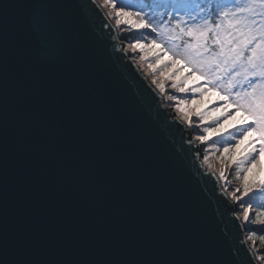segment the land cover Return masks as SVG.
<instances>
[{"label": "water", "instance_id": "1", "mask_svg": "<svg viewBox=\"0 0 264 264\" xmlns=\"http://www.w3.org/2000/svg\"><path fill=\"white\" fill-rule=\"evenodd\" d=\"M42 2L71 3L38 14L74 17L103 59L68 40L57 59L40 61L26 37L6 46L0 34V256L6 201L10 235L22 244L36 231L28 249L36 259L198 260L206 233L197 193L216 230L238 245L245 231L217 176L185 158L175 128L153 123L156 139L140 124L131 103L146 111L139 77H147L97 0Z\"/></svg>", "mask_w": 264, "mask_h": 264}, {"label": "snow or ice", "instance_id": "2", "mask_svg": "<svg viewBox=\"0 0 264 264\" xmlns=\"http://www.w3.org/2000/svg\"><path fill=\"white\" fill-rule=\"evenodd\" d=\"M118 2L122 6H118L116 0H113L107 17L115 18L117 26L122 25L127 29L120 39H132L133 52L138 48L143 54L146 49L156 48L160 35L175 32L177 28L179 33L173 35L172 40L179 39L180 35L194 37L196 40L195 44H185L182 50H179V45H173L166 50L161 48L150 58L140 56L141 61L149 60L147 67L151 76L150 84L143 77H139L149 98L146 111L137 110L131 103L140 124L153 135L152 125L155 122L175 128L185 158L195 162L202 157L203 164L208 169L213 168L212 159L215 156L224 165L219 169V178L224 181V186H227V169L234 167L239 186L231 192L232 219L239 225V217L235 213L241 214L243 221V224L239 225L241 233L251 230L253 238L258 232L264 233V176L256 178L253 175V169L261 164L260 155L264 153V21L258 23L255 18L260 15L255 12V8L264 7V0H259V5L252 0V3L246 4L243 8L237 5L236 10L232 12L219 9L228 3L236 5V0H127V2L118 0ZM72 7L71 3L50 4L42 0L30 2L21 0L18 3L4 0L0 4V34L5 45L21 36L26 37L30 42V53L40 61L51 62L58 58L62 46L68 40H72L92 49L103 59V52L89 43L74 17L38 14V10ZM9 9H31L32 12L27 16L11 15ZM193 10H198L196 16L191 14ZM181 12L189 19L185 20L180 15ZM217 15L231 17L226 29L222 30L220 24L213 27L209 22ZM198 20H202L203 24L197 25ZM185 24L193 26L187 27L185 31L182 27ZM104 27L111 32V25L107 20ZM145 31L149 36L155 37L148 43L143 42ZM54 37H59V40H55ZM217 46L218 51L215 50ZM166 52L172 53V60L163 63L153 62H159ZM181 60L185 67L191 65V69L187 74L178 76L181 68L176 65L180 64ZM169 65H172L171 70H168ZM193 73H200V76L206 79H203L202 83L196 82L189 86L186 81ZM108 75L110 78L113 76L109 69ZM225 75L231 77L226 87L220 83ZM209 86L218 88L227 95L209 102L203 109L194 107L209 91ZM182 96H190L193 107H190L189 100L182 99ZM194 120L197 123H194ZM185 132L189 135L185 136ZM191 132L200 134L193 138ZM254 133H258V137L250 139ZM224 136H231V141L221 145L217 141ZM242 145L244 149L240 151ZM163 149L167 152L164 147ZM170 158L181 170L180 162L171 156ZM196 170L204 174L199 166ZM73 174H76L75 169ZM219 194L223 196L222 192ZM224 199L227 202V198ZM197 200L203 213L206 240L201 246V258L195 261L90 259L86 258V254H81L79 258L36 259L28 251L36 242V231L29 227L24 234L23 243H18L15 233L11 235L9 233L6 201L5 235L0 264H264V235L258 237L261 245L259 249L254 239L249 244L243 236L239 244L234 245L216 230L198 193ZM254 205L261 210L254 211Z\"/></svg>", "mask_w": 264, "mask_h": 264}, {"label": "rangeland", "instance_id": "3", "mask_svg": "<svg viewBox=\"0 0 264 264\" xmlns=\"http://www.w3.org/2000/svg\"><path fill=\"white\" fill-rule=\"evenodd\" d=\"M126 1V0H125ZM117 2H118V0H117ZM255 2H256V4L257 5H259V0H255ZM119 3V2H118ZM249 3H252V0H248V3L247 4H249ZM122 6V5H121ZM245 6V5H244ZM244 6H242L241 8H243ZM255 12L256 13H259L260 15H257L255 18H256V20L257 21H263V19H264V7H260V6H257L256 8H255ZM202 24H203V21H202ZM201 25V24H200ZM121 31L122 32H125V31H127V29H125L124 27H122L121 28ZM168 33V35H169V38H168V36L166 35ZM177 33H179V30L178 29H176L175 30V32H166L165 33V35L164 36H162V38L161 39H164L165 38V41L163 40V41H159V43H157V47L156 48H149V49H146L145 50V52L143 53V54H141L140 53V51H139V49H138V52H136L137 54L136 55H144L145 57H152L154 54H155V52L156 51H159L161 48H163V49H168L169 48V46H173V45H179V50H182V48L180 47V43H179V41L182 39V37H181V35H180V37H179V39H177V40H172L171 39V37L173 36V35H176ZM144 36H145V39L143 40V42H145V43H148L147 42V40L146 39H149L150 41H151V39H153V38H155V37H151V36H149L148 35V33L147 34H144ZM129 41V39H127V41L126 42H128ZM129 43V42H128ZM188 43H192V44H195L196 43V40H195V38L194 37H192L189 41H187L186 42V44H188ZM173 59V56H172V53L171 52H166V54H164V55H162L161 56V58H160V61L159 62H155V61H153L154 63H163V62H166V61H168V60H172ZM183 61V60H182ZM149 63V60L148 59H146V60H144L143 61V64L144 65H146V64H148ZM182 63V62H181ZM181 63H180V65H181ZM190 67H191V65H189ZM176 67H179L178 65H176ZM189 67H184L182 70H181V73H178V76L179 75H181V74H187L185 71H183V70H187ZM172 69V65H169V69L168 70H171ZM195 74V76L197 77V78H199V79H201L202 80V78L200 77V73H194ZM192 76H194V75H192ZM192 76H190L189 77V79L190 80H193V78H192ZM198 79V80H199ZM229 79H231V77L230 76H227V79H225L226 80V84H227V82H228V80ZM224 80H221L220 81V83L222 84V82H223ZM197 82V80L196 81H192V83H196ZM191 83V84H192ZM190 84V85H191ZM189 85V86H190ZM225 93V92H224ZM219 98V97H218ZM215 100H217V97L215 96V94L213 93V94H211V95H207V96H204L203 98H200V102L197 104V105H195L194 107H197V108H200V109H203L205 106H208L209 105V102H211V101H215ZM194 123H197V121H195L194 120ZM203 127V125L201 126V128ZM194 133H196V132H194ZM198 133V132H197ZM196 133V134H197ZM255 134V133H254ZM254 134H253V136H254ZM257 134V133H256ZM250 137V139H255V137ZM229 141H231V136H226V137H221L217 142L218 143H220L221 145L223 144V143H225V142H229ZM244 148V145L243 146H241V149H240V151L242 150ZM205 154H207L206 152H205ZM216 157L214 156L213 157V159H212V164H213V166L216 164ZM234 168V167H233ZM234 176H235V178H236V174L234 173L233 174ZM253 175L256 177V178H259V177H261V175L262 176H264V172L262 173L261 171H260V169H259V166L257 167V168H255V169H253ZM234 190V189H233ZM253 210L254 211H260L261 209L260 208H258V207H256L255 205L253 206ZM254 219L253 220H255V217H253ZM254 230V229H253ZM250 234H251V230H249L248 231ZM260 235H264V233H257L256 234V237L255 238H253L256 242H257V246H261L260 245V241H259V239H258V237L260 236Z\"/></svg>", "mask_w": 264, "mask_h": 264}, {"label": "trees", "instance_id": "4", "mask_svg": "<svg viewBox=\"0 0 264 264\" xmlns=\"http://www.w3.org/2000/svg\"><path fill=\"white\" fill-rule=\"evenodd\" d=\"M125 2H127V0L125 1ZM248 3V0H236V5H233V4H231V3H228V4H224L222 7H221V9H219L220 11H223V10H228V11H230V12H232V11H235L236 10V6L238 5L239 7H242V6H244V5H246ZM197 12H198V10H193L192 11V15L193 16H196L197 15ZM180 15L182 16V17H184V19L185 20H188L189 18L187 17V16H184V13L183 12H181L180 13ZM230 19H231V17H227V18H224V17H219L218 15L214 18V19H211L209 22L212 24V26L213 27H215V25L216 24H220V27H221V29L223 30V29H226L227 27H228V25H229V21H230ZM263 21H264V19H263ZM258 23L259 22H262V21H257ZM202 25V20H198L197 21V25ZM189 26H193V25H191V24H185V25H182V27H184L185 28V31L187 30V27H189ZM178 29V28H177ZM179 30V29H178ZM165 35V33L164 34H162V35H160L158 38H157V42H159V41H165V38L164 39H161L162 38V36H164ZM167 36H168V38H169V35H168V33L166 34ZM181 37H182V39L179 41V43H180V47L183 49V46L186 44V42L187 41H189L192 37H189V36H187V35H181ZM171 46H169V48H170ZM215 50H219V47L217 46V48L215 49ZM206 79V78H205ZM225 79H227V75H225L224 77H223V79L222 80H224L223 82H222V86H227V84H226V80ZM216 89H218V88H216ZM227 94V93H226ZM258 134V133H257ZM259 135V134H258Z\"/></svg>", "mask_w": 264, "mask_h": 264}, {"label": "bare ground", "instance_id": "5", "mask_svg": "<svg viewBox=\"0 0 264 264\" xmlns=\"http://www.w3.org/2000/svg\"><path fill=\"white\" fill-rule=\"evenodd\" d=\"M98 1V4L101 6V8L104 10V12H105V14H106V16H107V13L109 12V11H111V8H110V4H109V1L108 0H97ZM109 18V17H108ZM109 20L113 23V25H114V27H116V32H117V35H119V40L122 42V44H123V48L125 49V51L128 53V55L129 56H132V53H131V50H129V48H128V46H127V39H123V40H121L120 39V37L121 36H123L124 35V33L120 30V28H119V26H117L116 24H115V18H109ZM134 63L136 64V65H138L139 66V64L134 60ZM143 74V73H142ZM143 75H145L150 81H151V78L148 76V75H146L145 73L143 74ZM146 78V79H147ZM147 79V80H148ZM191 134H192V137H193V135H196L194 132H191ZM197 136V135H196ZM194 138V137H193ZM198 142V141H197ZM200 161H201V163H202V165L204 166V164H203V161H202V157L200 158ZM205 168H207V166L205 165ZM211 170V169H210ZM213 171V170H212ZM216 174V173H215ZM221 184H223L224 185V183L222 182ZM241 222L243 223V221H242V219H241Z\"/></svg>", "mask_w": 264, "mask_h": 264}]
</instances>
